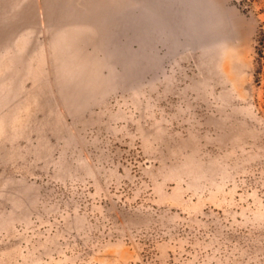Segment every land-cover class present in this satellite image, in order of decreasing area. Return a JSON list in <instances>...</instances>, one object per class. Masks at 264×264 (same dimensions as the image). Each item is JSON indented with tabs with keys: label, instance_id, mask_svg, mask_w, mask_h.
<instances>
[{
	"label": "rangeland",
	"instance_id": "1",
	"mask_svg": "<svg viewBox=\"0 0 264 264\" xmlns=\"http://www.w3.org/2000/svg\"><path fill=\"white\" fill-rule=\"evenodd\" d=\"M0 264H264V0H0Z\"/></svg>",
	"mask_w": 264,
	"mask_h": 264
}]
</instances>
